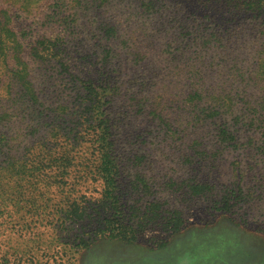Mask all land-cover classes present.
Here are the masks:
<instances>
[{
  "label": "rangeland",
  "instance_id": "rangeland-1",
  "mask_svg": "<svg viewBox=\"0 0 264 264\" xmlns=\"http://www.w3.org/2000/svg\"><path fill=\"white\" fill-rule=\"evenodd\" d=\"M258 18L195 0H0V264H264ZM109 72L124 162L107 186L80 101L104 97L93 80Z\"/></svg>",
  "mask_w": 264,
  "mask_h": 264
},
{
  "label": "trees",
  "instance_id": "trees-1",
  "mask_svg": "<svg viewBox=\"0 0 264 264\" xmlns=\"http://www.w3.org/2000/svg\"><path fill=\"white\" fill-rule=\"evenodd\" d=\"M195 1L199 2V4L207 5L212 8H216L218 10L219 9L224 10L225 12L231 11V14H233V16L242 14L245 11H247L259 17L258 20H262V19L264 20V0H195ZM13 33L17 36V34L10 28L8 34L13 36ZM15 46H18V49L20 48L21 54L19 55V59H21L22 57H24L22 55L24 49L21 45L20 40L18 43L15 44ZM261 69H262L261 74L253 75L252 77H250V81L247 82V86L252 87L251 91L256 90L257 85L261 83H263L264 85V64L261 65ZM14 74H16L19 79L25 78L24 69L20 71L15 70ZM119 75H120L119 73L113 74L112 72H109L108 76H103L102 78H100L101 79L100 82L93 80V89L97 90L99 87H102L103 88L102 90L104 92L103 93L104 97L99 98L98 92L97 95H95L92 92L90 93L88 91L87 93H90V96L80 101V105L90 104L91 106L96 107V111L93 114V120L90 122V124L93 125L95 130V131L93 130L94 137L90 138V146L93 148V154L97 158V165L99 171L97 173L99 175L98 178L102 181L104 185L107 186L115 184L118 177H116L114 173H118L120 171V168L124 162L121 159L122 156L119 153V150L117 149L118 144L116 140L115 128L117 127L118 122L114 117V115H112V113L105 114V106L109 104V108H110V106L112 105V103H114V101L122 97V88H121L122 85L118 84V82L120 83ZM97 82L98 84H96ZM26 83H27V87L26 90L23 91V94L24 93L29 94L31 97H33V95H35L36 92L33 89V87L30 85L29 81H26ZM246 91L249 94H251L250 97L252 98L254 94H252L250 90L249 91L246 90ZM251 102L253 103V107L252 106L250 107L249 114L250 115L253 114L254 116H258L259 118L264 120V90L262 91V94L257 95L256 98H254V100ZM25 103L27 102L25 101ZM80 123L83 124V121ZM55 126H57V124ZM72 129L74 130L75 126ZM66 147L68 150L72 149L71 151L73 152L75 151V137H72V140L70 141V147L69 145H67ZM65 158L66 159L63 160H66L67 164H72L73 161L72 160L69 161L68 159L67 150H65ZM59 159H60V163H56L55 165L56 166L60 165V167H63L64 161L61 158ZM120 195L121 194H119V196ZM119 196L115 195L116 197L115 201L121 199V197ZM107 217L109 218L108 212L103 215V219H106Z\"/></svg>",
  "mask_w": 264,
  "mask_h": 264
}]
</instances>
